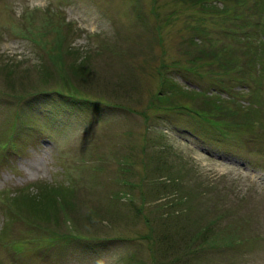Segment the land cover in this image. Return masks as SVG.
<instances>
[{"label": "rangeland", "instance_id": "rangeland-1", "mask_svg": "<svg viewBox=\"0 0 264 264\" xmlns=\"http://www.w3.org/2000/svg\"><path fill=\"white\" fill-rule=\"evenodd\" d=\"M259 12L264 0H0V264H154L149 248L157 263L172 244L147 235L172 199L167 232L203 246L186 262L264 264ZM249 103L257 123L230 128L225 112Z\"/></svg>", "mask_w": 264, "mask_h": 264}, {"label": "trees", "instance_id": "trees-1", "mask_svg": "<svg viewBox=\"0 0 264 264\" xmlns=\"http://www.w3.org/2000/svg\"><path fill=\"white\" fill-rule=\"evenodd\" d=\"M251 11L253 12L252 13V15L254 14V15H257L256 14V12L258 11V10H255V9H251ZM247 12H249V11H247ZM215 14L216 15H220V12L219 11H216L215 12ZM259 14V16H257V20L256 21H264V18H262L261 16H262V14L263 13H261V12H259L258 13ZM248 15H249V13H248ZM251 16V15H250ZM259 22V23H260ZM251 23V22H250ZM258 23V22H257ZM256 30H257V28H256ZM243 40H244V38H243ZM251 44H249V46H250ZM253 45V44H252ZM258 47L259 46H256L255 48H252V46L251 47H249V49H250V51L251 50H254V49H258ZM263 49H264V44H263ZM69 51L71 52V51H73V50H71V49H69ZM252 53V52H251ZM259 55V54H258ZM252 56H255L254 54H252ZM256 58V57H255ZM261 58V57H260ZM251 59H253V58H251ZM260 65V64H259ZM260 67L258 66L257 67V71L258 72H260V69H259ZM250 69H251V67H250ZM239 70H242V68H240ZM182 91V93L183 94H185V97L186 98H189V99H192V95L191 94H189L188 92H183V90H181ZM160 93H159V97H160V95L162 96H164L165 98H166V95L163 93V92H161V91H159ZM246 97L247 98H251L252 97V95H251V93H248L247 95H246ZM238 107H237V111H236V113H227V112H225V114L227 115V117H230V119H231V122H230V128H232L233 130H237L238 129V127H240V126H242L243 128H251L252 126H254L257 122H255V121H253V119H254V116L256 115V113H257V109H255V108H252V107H250V103L248 104V106H245V105H241V104H239V105H237ZM209 110L210 111H214V112H217V109L216 108H213V107H211V108H209ZM195 114H197V112H195ZM204 119V118H203ZM209 123H210V125L212 126V127H216V124L215 123H213L212 121H208ZM259 124V123H258ZM218 128H220V127H218ZM221 129V128H220ZM159 162H161V159H159ZM159 164V163H158ZM164 169L165 168H163V170L162 171H164ZM167 171H169V170H167ZM164 175V174H163ZM160 179V177L159 178H155L154 179V184H156V183H158V182H162V183H164L165 185L167 184L166 183V181L165 180H159ZM172 181H170V183H171ZM167 186V185H166ZM173 188H174V186H173ZM174 201H176L177 202V199L175 200V199H172V200H170V202L169 201H167L166 203H170V210L166 213V215H165V217H164V215H161V216H163L162 218H164V219H162L161 221H159L158 222V234L160 235L159 237H157V230H156V226L155 227H151L150 228V232H149V234L147 235V238L148 239H155V236H156V240L159 242V243H161L162 241H164V238L166 237L167 239L165 240V241H167L168 243H170V244H172V246L171 245H169L168 247V249H166L165 248V250L163 251L162 250V248H161V246H160V250H156V252H157V261L159 262H161V264L162 263H165V261H167V263L168 264H190L191 262H193V259H191L189 262L190 263H188V262H186L185 260H184V258H186V254H188V253H191V257L193 258V255L195 254V252H198L200 249H202L203 248V246H198L197 248L194 246L193 248L191 247V246H189V243H188V241H187V237L185 236V235H182L181 236V238H180V236L179 237H177V229L175 230V231H173V232H167V228H166V225L169 223V220H170V218H171V216L172 217H174V218H176L177 219V215H181L180 213L178 214V210H175V205H176V202H174ZM183 203H185V202H183ZM175 211V212H174ZM179 211H181V209L179 210ZM175 213H177V214H175ZM212 227H213V225L210 223V225L209 226H205V228L201 231L202 233H201V236H202V238L203 239H205V235H207V234H205L209 229H212ZM206 229V230H205ZM200 230V229H199ZM164 237V238H162V236ZM121 239V238H120ZM181 243V244H180ZM180 245L181 246H183V245H185L184 247V249L183 250H181L180 249ZM190 248H192V250H190V251H188ZM149 249H151L150 250V253H151V256L153 257V263L154 264H158V262L157 263H155V261H154V258H156L155 257V251H154V249H152V248H149ZM177 249H180V250H177ZM162 255H164V258H163V260L164 261H162ZM205 264H207L206 262H205Z\"/></svg>", "mask_w": 264, "mask_h": 264}]
</instances>
